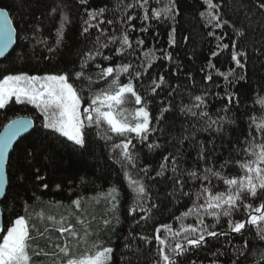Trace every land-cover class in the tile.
<instances>
[{"label": "trees", "instance_id": "obj_1", "mask_svg": "<svg viewBox=\"0 0 264 264\" xmlns=\"http://www.w3.org/2000/svg\"><path fill=\"white\" fill-rule=\"evenodd\" d=\"M134 2L135 0H88L87 5H81L80 0H0V6L9 11L17 30L15 47L0 60V78L20 72L44 75L79 70L80 57L92 47L99 34L96 29H89L88 34L81 35L84 21L88 19L84 9L106 6L108 11L103 16L105 23L101 27L108 29L107 35H112L114 30L119 29L120 17L132 15L134 19L131 23L135 30L130 32V36L133 41L139 37L145 41L143 49L155 48L171 53L169 60L163 58L161 51H157L158 59L139 81H134L138 91L153 101L149 109L154 115L159 116L158 109L169 103L171 105V110L164 114L161 122L153 121L152 126L158 131L152 133L147 142L133 140L136 145L135 152L138 153V165H150L151 169L159 171L163 157L169 153L176 155L179 150L181 171H202L206 162L198 159L197 141H202L210 153L207 164L215 166L217 170H220L221 163L229 156L233 160L250 158L244 157L242 150L249 131L256 135L255 125H252V129L249 128L252 124L251 118L264 116V105L259 102L260 98H264V10L258 8V0H212V3L219 7L211 11H218L221 21L228 22L222 28L214 27L216 21L211 24L207 22L208 5L205 0H175L178 14L172 18L163 15L159 18L152 17V10H163L169 0H149L147 11L150 18L147 21L140 19L144 15V8L136 7L123 12L117 7L118 4L123 7ZM53 9L56 11L53 12ZM202 12L205 16L201 15ZM62 15H66L70 23L64 29L62 44L50 53L48 49L55 46L56 31ZM110 19L114 21L113 25L106 23ZM144 27L148 30L141 31ZM237 30L242 34L238 35ZM170 34L174 36L175 44L169 43ZM233 41L238 49L247 53L243 70L236 67L235 62L230 59ZM218 44H228L229 48L223 49L222 54L213 57L211 53L218 51ZM110 47L115 48L117 45ZM103 52L104 55L113 54L109 49H104ZM141 55V50L138 49L135 55L105 61L104 66L108 63L115 65L131 61L137 65L136 70H140L137 57ZM209 61L215 68L208 67ZM100 62L98 58L96 63ZM202 68L204 71H201ZM230 68L236 69L229 77L231 84L223 76L217 75V69L226 73ZM209 73L213 79L206 81L204 77ZM159 76L164 77L165 83L157 89L156 94H152L151 82ZM240 77L243 78L237 79ZM127 79L126 76L122 77L124 82H127ZM84 87L86 97L87 88ZM204 92L208 93L207 106L193 110L206 111L212 119L218 116L226 117L221 122L223 126L219 132L202 130L206 127L207 117H192L180 111L182 107L194 104L193 97ZM228 93L236 94V99L231 104L228 103ZM226 104L227 112L222 111ZM19 116L33 118L35 126L17 142L10 154L7 196L1 201L5 225L19 215H26L32 217V222L37 223L43 230L44 224L38 223L39 214L43 213L45 217L53 215L57 219L65 215L75 223V217L71 215L75 212L90 222V230L94 235L89 240V246L98 243L113 248L111 264H128L129 261L131 264H154L159 248L155 239L156 229L160 225H169L173 230L190 224L196 225V215L182 217L179 221L176 217L192 207L193 201L198 204L204 202L203 199L196 200L195 195L200 189V181L188 179L184 191L191 192L192 195H180L173 182L167 179L175 175L171 170V161L167 164L164 176L155 177V172H151L155 178V182L149 184L151 199L140 207L147 208L152 203L157 207L147 213L148 218L141 219L145 213L139 209L130 213L133 194L128 181L120 165L110 158L111 153L105 142L97 139L94 129L89 132L91 143L88 150H74L70 143L62 142L63 138L56 139L42 128V116L34 105L18 104L15 97L4 109H0V130L10 120ZM260 122L257 120V123ZM193 131L196 132L195 140L189 138L181 145L179 141L185 135L190 137ZM152 141L158 142L160 147L150 150L146 144ZM29 152L32 153L31 156ZM222 171L228 178L243 174L235 165H230ZM37 176L43 179L38 180ZM45 184L47 188L43 187ZM212 186L213 192L227 189L222 180L216 178H212ZM113 188L117 190L115 194L118 203L115 208L107 195ZM77 198L81 199L82 212L72 205V201ZM246 202L253 207L260 203L251 197ZM105 219L111 221L107 226L103 223ZM227 219L221 217L217 222L212 217H204L208 225L218 223L216 229L210 228L216 231H228ZM232 219L247 220V214L236 213ZM257 227L264 228V222L258 226H249L243 232V238L250 242L249 248H243L240 234L229 231L227 237H207L208 243L202 249L192 248L178 258V264H190L191 261H196V264H212V253L217 250L227 253L219 255V264H232L238 249L248 255L239 257L237 264H264V241L259 239ZM51 235L58 237L59 233L52 231ZM159 235L161 238L167 237L169 243L175 242L171 234L164 229H161ZM141 237L149 239L144 240ZM176 239L182 240V236ZM36 244L46 248L47 241L37 239L34 241V245ZM125 244H128L129 248H125Z\"/></svg>", "mask_w": 264, "mask_h": 264}, {"label": "snow or ice", "instance_id": "obj_2", "mask_svg": "<svg viewBox=\"0 0 264 264\" xmlns=\"http://www.w3.org/2000/svg\"><path fill=\"white\" fill-rule=\"evenodd\" d=\"M80 3L87 5L88 0H80ZM148 3L149 0H135L134 3H128L123 7L118 4L117 7L123 12L136 7L144 8V15L140 19L147 21L150 18L147 11ZM205 3L208 5L206 19L209 24L216 21L214 27L222 28L228 23L221 21L218 11H211L213 8L218 9L219 5L212 3V0H205ZM258 8L264 10V2L258 0ZM84 10L88 19L84 21L85 26L81 35L88 34L89 29H96L99 34L93 41L92 47L80 57L79 70L73 69L71 73L59 72L44 75H29L26 72L3 75L0 78V109H4L13 97L18 104L34 105L42 116V128L56 139L63 138L62 142L70 143L74 150H88L91 143L89 132L94 129L97 139L105 142V146L111 153L110 158L114 163L120 165L128 181V186L133 194V207L129 209L130 213L139 209L140 212L145 213L141 219L148 218L147 213L157 207L154 203L147 208L140 207L141 204H145L151 199L149 184L155 182V178L151 175L152 171L155 172V177L164 176L167 164L171 161V170L175 175L167 177V179L173 182V186L180 195L186 197L192 195L191 192L184 191L187 180L200 181V189L195 195L196 200L203 199L204 202L198 204L193 201L192 207L176 217V220L179 221L182 217L196 215V225L181 226L176 230H173L169 225H160L156 229L155 239L158 241L159 248L158 258L154 264H178V258L184 256L192 248L202 249L208 243L207 237L217 239L220 236L227 237L229 231L240 234L239 238L243 240V248H249L250 242L243 238V232L249 226H258L264 222V135H262L264 134V116L251 118L252 124L249 125V128L252 129L254 124L256 135H253L251 130L249 131L242 150L243 156L250 158L233 160L229 156L221 163L220 170H217L215 166L207 164L210 153L205 149L202 141H197L199 144L198 159L206 162L202 171L198 169L181 171L179 150L176 155L169 153L163 157L159 171L151 169L150 165L140 167L137 163L138 153L135 152L136 145L133 140L138 139L141 143L147 142L149 136L158 131L152 126L153 121L161 122L164 119V114L171 110V105L169 103L158 109L159 116L154 115L149 109L153 101L138 91L134 81H139L145 71L158 59L157 51H161L163 58L169 60H171V53L155 48L143 49L145 41L139 37L133 41L130 36V32L135 30V26L131 23L134 19L132 15L126 14L120 17L119 29L114 30L112 35H107L108 29L101 27L105 23L103 16L108 11L107 7L99 9L85 7ZM176 14H178V9H176L175 0H169V4L165 5L163 10H152L153 18H159L162 15L172 18ZM201 15L205 16V13L202 12ZM68 23H70L68 17L62 15L56 31L55 46L48 49L50 53L56 51V48L62 44L64 29ZM106 23L113 25L114 21L110 19ZM140 30L147 31L148 29L144 27ZM15 31L9 12L0 7V55H4L5 50L13 43ZM174 31L175 29H173ZM237 34L242 33L237 30ZM209 35H215V33H209ZM169 43L175 44L172 34L169 35ZM112 45H117V47L111 48ZM228 48V44H218V51H213L211 55L218 56L222 54L223 49ZM231 48V61H234L236 67L243 70L247 53L238 49L235 41L232 42ZM104 49H109L113 54L104 55ZM138 49L142 53L140 57H137L140 61V70H136L137 65L131 61L115 65L108 63L107 66H104L105 61L110 62L113 59L133 56ZM98 58L100 63H96ZM208 67L215 68V65L209 61ZM201 71L204 69L202 68ZM235 71V68H230L228 72L221 73L217 69V75L223 76L231 84L232 81L229 80V77ZM124 76L128 78L127 82L122 80ZM204 79L211 81L212 74H207ZM164 83L163 76H159L158 79L153 78L151 93L156 94L157 89ZM78 85L86 86V97L84 95L85 87ZM207 95L208 93L204 92L194 96L195 103L182 107L180 111L190 114L192 117L198 116L202 119L207 117L206 127H203L202 130L219 132L223 126L221 122L226 117L218 116L216 119H212L206 111L193 110L207 106ZM227 95L228 103L231 104L236 99V94L228 93ZM259 102L264 105V98H260ZM227 110L228 105L226 104L222 111L227 112ZM257 120L261 122L257 123ZM32 124L30 119L17 118L10 120L4 126V131L0 132V197L6 198L7 196L8 179L5 165L9 160V149L13 147V141L22 133L28 132ZM195 137L196 132L193 131L190 137L185 135L179 143L182 145L185 140L189 138L195 140ZM146 146L150 150H154L158 149L160 144L152 141ZM31 155L32 153L29 152V156ZM230 165L238 166L243 174L228 178L222 170ZM212 178L222 180L223 184L227 186L226 191L213 192ZM37 179L42 180L43 177L37 176ZM43 187L47 188L48 186L45 184ZM116 192L117 190L113 188L107 194L113 202V208L118 203ZM249 197L259 200V205L253 207L252 204L247 203L246 200ZM72 205L76 210L82 212L80 198L73 200ZM25 211H27V206ZM241 212L247 214V220L234 221L233 215ZM71 215L75 217V223L65 215H61L57 219L53 215L45 217L43 213L39 214L38 223L44 224L43 230L37 226V223L32 222V217L26 215L15 217L7 225L0 223V264H111L113 248L98 243H92L89 246V240L94 235L90 230V222L81 215H76L75 212ZM205 216L212 217L217 222L221 217L228 218V231L210 230V228L216 229L218 223L206 224ZM46 221L51 223H46ZM103 223L107 226L111 221L105 219ZM161 229L169 232L175 242L169 243L167 237L161 238L159 235ZM52 231L58 232L59 236L53 237ZM257 235L261 241H264V228L257 227ZM181 236L182 240L176 239ZM37 239L46 240V248H41L38 244L34 245V241ZM141 239L149 238L141 237ZM125 248H129V245L125 244ZM236 252L237 257L232 260V264H237L239 257L248 255L243 250L238 249ZM226 254L219 250L213 252L212 264H219V255ZM128 264H131V261ZM190 264H196V261H191Z\"/></svg>", "mask_w": 264, "mask_h": 264}, {"label": "water", "instance_id": "obj_3", "mask_svg": "<svg viewBox=\"0 0 264 264\" xmlns=\"http://www.w3.org/2000/svg\"><path fill=\"white\" fill-rule=\"evenodd\" d=\"M1 7V6H0ZM8 11V10H7ZM9 12V11H8ZM10 14V13H9ZM10 18H11V16H10ZM12 19V18H11ZM12 22H13V20H12ZM13 26H14V28L16 29V27H15V25H14V22H13ZM16 42H17V30L14 32V41H13V43L9 46V48L8 49H6L5 50V53H4V55H0V60H3L12 50H13V48L15 47V45H16ZM17 118H24V119H30L32 122H33V124H32V126L30 127V129L28 130V132H25V133H22L20 136H18L17 138H16V140H14L13 141V147L11 148V149H9V159H10V154H11V151L13 150V148L15 147V145L17 144V142L22 138V137H24L25 135H27L28 133H30L32 130H33V128H34V126H35V121H34V119L33 118H31V117H29V116H19V117H16V118H14V119H12V120H15V119H17ZM8 124V123H7ZM6 125V124H5ZM4 125V126H5ZM4 131V127L0 130V132H3ZM8 163H9V160H8ZM8 163H6V165H5V172H6V176H7V179H8V184H9V177H8ZM8 184L6 185V191H7V187H8ZM4 197H0V223H3L4 224V221H3V212H2V207H1V201H2V199H3ZM208 238H211V237H208ZM207 239V238H206Z\"/></svg>", "mask_w": 264, "mask_h": 264}]
</instances>
